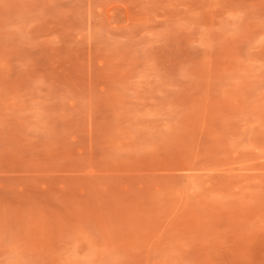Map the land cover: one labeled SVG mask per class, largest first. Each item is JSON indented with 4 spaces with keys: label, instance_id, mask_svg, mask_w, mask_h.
<instances>
[{
    "label": "rangeland",
    "instance_id": "obj_1",
    "mask_svg": "<svg viewBox=\"0 0 264 264\" xmlns=\"http://www.w3.org/2000/svg\"><path fill=\"white\" fill-rule=\"evenodd\" d=\"M0 264H264V0H0Z\"/></svg>",
    "mask_w": 264,
    "mask_h": 264
}]
</instances>
